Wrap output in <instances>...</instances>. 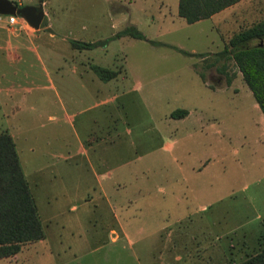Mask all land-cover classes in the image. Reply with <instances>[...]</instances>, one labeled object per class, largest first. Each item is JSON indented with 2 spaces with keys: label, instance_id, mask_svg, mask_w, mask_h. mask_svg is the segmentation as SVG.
I'll return each instance as SVG.
<instances>
[{
  "label": "rangeland",
  "instance_id": "rangeland-1",
  "mask_svg": "<svg viewBox=\"0 0 264 264\" xmlns=\"http://www.w3.org/2000/svg\"><path fill=\"white\" fill-rule=\"evenodd\" d=\"M9 1L41 5L45 14L40 32L23 37L19 60L0 52V134L15 136L44 239L0 264H238L264 249V237L255 240L264 215V118L232 61L227 75L206 68L234 35L264 21V0L193 24L178 17V0ZM24 23L0 25L35 32ZM130 27L162 46L129 37L80 52L70 45ZM70 51L121 75L107 86L87 71L79 83ZM112 93L115 102L94 106ZM176 110L192 120L171 119ZM89 140L109 204H87L97 178L79 157L64 160Z\"/></svg>",
  "mask_w": 264,
  "mask_h": 264
},
{
  "label": "trees",
  "instance_id": "trees-1",
  "mask_svg": "<svg viewBox=\"0 0 264 264\" xmlns=\"http://www.w3.org/2000/svg\"><path fill=\"white\" fill-rule=\"evenodd\" d=\"M240 1L242 0H179L178 15L186 23L193 24L209 19ZM123 37L144 40L156 47L162 46L161 43L147 40L133 27L126 28L104 41L85 43L71 40L70 45L76 50H92L98 47L105 48L109 41ZM168 47L186 56L206 57ZM231 61L240 72L242 80L264 116V21L234 35L222 51L213 55L212 63L207 64L206 68L215 67L219 74L227 75V64ZM91 70L103 82H108L118 75V72L99 66H92ZM199 76L203 82H206L203 73H199ZM186 114L184 110H176L170 117L181 119ZM43 239L42 223L29 185L19 165L15 143L9 134L1 133L0 259L12 257L21 251L23 245ZM238 264H264V249Z\"/></svg>",
  "mask_w": 264,
  "mask_h": 264
},
{
  "label": "crops",
  "instance_id": "crops-1",
  "mask_svg": "<svg viewBox=\"0 0 264 264\" xmlns=\"http://www.w3.org/2000/svg\"><path fill=\"white\" fill-rule=\"evenodd\" d=\"M44 4V2H43ZM178 4H179V0H178ZM20 6H22L21 4H19ZM227 10V9H226ZM225 11V10H224ZM222 11V12H224ZM222 12L218 13V14H215L214 16H212L211 18L209 19H212L213 17L221 14ZM8 17L9 16H0V23H4V24H8ZM44 17H45V14H44ZM179 17V15H178ZM17 20H16V24H13V25H10V26H14V25H18L19 22H22V19L16 17ZM181 18V17H179ZM182 19V18H181ZM184 20V19H183ZM208 20V19H206ZM185 21V20H184ZM203 21V20H201ZM24 22V21H23ZM186 22V21H185ZM200 22V21H198ZM197 23V22H196ZM25 24V23H24ZM40 29V28H39ZM47 29V30H52V26L49 24L47 27L44 28V30ZM41 30V29H40ZM40 30L38 31H35V32H28L26 31L25 29H23V27H18V28H9V27H5V26H2L0 25V52L1 54H5L6 56H10V57H13V59H17L19 60L20 59V55H19V51H21V48L23 46H25V43L23 41V37H27V38H30L31 36H35L37 33L40 32ZM49 37L50 39H54V35L53 34H49ZM124 38V37H123ZM130 38V37H129ZM54 47L55 46H60V44H55L53 43ZM72 48V47H71ZM73 49V48H72ZM75 51H83V50H76L74 49ZM69 55H71V60H69V62H72L73 64V67H72V74L75 76V80L78 81L79 83L83 82L84 78H83V75L84 74H87V71L89 72H92L91 70V66H89V61L88 59L87 60H82V59H78L76 58L75 60L72 59V51H70ZM80 66V68L78 67ZM80 69V70H79ZM121 75L119 72H118V75L117 77ZM116 78L108 81V82H104L107 86H110V84H114V82H116ZM98 78V77H97ZM200 78V77H199ZM92 80L93 77L91 78ZM99 79V78H98ZM100 80V79H99ZM201 80V78H200ZM101 81V80H100ZM202 81V80H201ZM103 82V81H102ZM202 84L209 88L207 85H206V82H203L202 81ZM82 88H84L85 86L83 84H81ZM104 86L103 85H100V89L103 90ZM211 89V88H209ZM0 92H2V90L0 89ZM116 97L117 95L115 93H112L110 96H108V98H101L99 101L97 100L96 103L94 104V106L96 108H99V107H104L105 105L109 104V103H113L116 101ZM257 105V104H256ZM187 112L186 116L181 118V119H174V120H180L181 122L183 123H189L191 120H192V116L193 114L190 112V111H187V110H184ZM263 115V114H262ZM171 118V117H170ZM264 118V116H263ZM51 119H54V117H51ZM172 119V118H171ZM258 125V124H257ZM259 125L261 126V129H262V133H263V136H264V119L260 118V121H259ZM10 136L12 137L13 141L15 140V136L14 135H11ZM262 136V134H261ZM262 136V137H263ZM96 140V139H95ZM95 140H89L87 142H84V144H81L80 146V149L79 151L77 152V154H75L74 156L73 155H70L68 154L67 157L64 158V160L67 162V161H73L76 157H79L80 158V166L82 168V166L84 167H87L88 168V171L94 175V177L97 178V185L94 187L92 186L89 190L87 191H90L89 193L92 194V196L90 198H88L87 200H85L87 202V204L89 203H93V202H105L106 204H109L110 200L108 199V195H107V191L105 190V187L103 185V180L105 175H103L102 173L99 174L95 171V168L93 166V162L95 161H98V156L96 155V153H91L92 151L94 152V149H93V145L95 143ZM15 143V142H14ZM172 146V142L169 141V140H164L163 141V144L161 146V148H163V150L165 151H168L170 150V147ZM16 147V145H15ZM76 163V161H74ZM200 172V170H197V173ZM188 189V188H187ZM35 201V199H34ZM37 207V206H36ZM38 210V208H37ZM39 214V213H38ZM40 217V215H39ZM40 220H41V217H40ZM259 220V227H261L258 231H256V238L255 240L260 242V238L261 237H264V215L260 216V218H258ZM258 227V228H259ZM205 230L202 229V232ZM162 229L159 231L161 232ZM111 233H114V240L116 239H119V235L115 233L114 230H111L110 231ZM126 233L124 231H122V235H125ZM159 234V233H158ZM207 234H208V241H211V242H214L215 241V237H213V233L207 228ZM213 235V236H212ZM213 238H212V237ZM128 237V235H127ZM212 239V240H211ZM246 236L243 237L241 239V241H246ZM264 239V238H263ZM42 241V240H41ZM39 241V242H41ZM36 243V242H35ZM17 255V254H16ZM16 255H14L13 257H9V258H14ZM1 260V259H0Z\"/></svg>",
  "mask_w": 264,
  "mask_h": 264
},
{
  "label": "water",
  "instance_id": "water-1",
  "mask_svg": "<svg viewBox=\"0 0 264 264\" xmlns=\"http://www.w3.org/2000/svg\"><path fill=\"white\" fill-rule=\"evenodd\" d=\"M0 16L18 17L34 31H38L44 19V12L41 5L17 7L9 0H0Z\"/></svg>",
  "mask_w": 264,
  "mask_h": 264
},
{
  "label": "built area",
  "instance_id": "built-area-1",
  "mask_svg": "<svg viewBox=\"0 0 264 264\" xmlns=\"http://www.w3.org/2000/svg\"><path fill=\"white\" fill-rule=\"evenodd\" d=\"M16 20H17V18L14 17V16H9V17H8V23H9L10 25L16 24Z\"/></svg>",
  "mask_w": 264,
  "mask_h": 264
}]
</instances>
